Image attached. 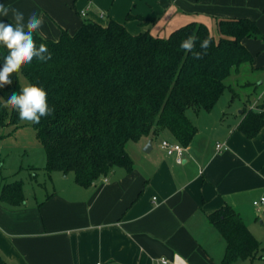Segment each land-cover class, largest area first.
<instances>
[{"label":"crops","instance_id":"obj_1","mask_svg":"<svg viewBox=\"0 0 264 264\" xmlns=\"http://www.w3.org/2000/svg\"><path fill=\"white\" fill-rule=\"evenodd\" d=\"M211 1L213 7L200 0H0V4L23 12L25 21L33 12L42 14L44 25L38 33L51 39H58L63 29L75 32L85 20L108 24L111 19L134 34L148 30L165 37L193 21L218 32L221 18L249 17L264 35V0ZM128 14L143 19H128ZM7 21L14 22L11 14L0 16V22ZM243 42L254 56L250 66L257 78L248 85L259 91L236 113L231 111V117L228 109L215 106L194 110L195 118H190L198 131L185 146L181 163L161 146L164 138L175 140L165 133L153 138L150 152L144 151L150 137L128 142L134 160L130 171L115 168L90 186L59 182L45 196L29 197L24 189L26 201L20 205L0 197V254L8 264H162V258L170 264H222L226 244L208 218L211 212L230 204L250 229L259 218L264 224V204L254 205L264 197V127L252 138L239 129L244 110L264 105V38ZM218 142L229 148L218 150ZM2 156L0 147V193L6 183L15 181L10 176L23 169L20 163L4 171ZM33 168L37 166H27L30 174Z\"/></svg>","mask_w":264,"mask_h":264},{"label":"trees","instance_id":"obj_2","mask_svg":"<svg viewBox=\"0 0 264 264\" xmlns=\"http://www.w3.org/2000/svg\"><path fill=\"white\" fill-rule=\"evenodd\" d=\"M143 19L128 14L127 18ZM8 23H14L7 21ZM218 36L203 22L183 25L168 36L150 31L132 33L125 24L85 20L75 31L63 29L58 39L34 34L36 44L47 45L52 58L33 60L12 75V84L0 88V127L23 126L18 113L4 107L12 92L24 87L20 74L48 93L55 111L33 124L46 152L49 175L73 172L80 186H90L115 168L128 171L134 160L127 150L130 141L169 134L184 146L198 131L188 110H211L227 88L232 70L253 60L245 38H264L257 22L249 17L221 18ZM195 36L192 51L181 41ZM211 41L203 50L200 42ZM202 53L197 59L195 54ZM7 50L0 46V67ZM233 97L237 95L232 89ZM264 107V105L260 106ZM239 129L249 138L264 127V112L244 110ZM3 201L20 205L26 201L22 180L6 183ZM208 218L225 240L222 264L264 259V239L251 231L230 204L211 212ZM0 264L8 261L0 254Z\"/></svg>","mask_w":264,"mask_h":264},{"label":"rangeland","instance_id":"obj_3","mask_svg":"<svg viewBox=\"0 0 264 264\" xmlns=\"http://www.w3.org/2000/svg\"><path fill=\"white\" fill-rule=\"evenodd\" d=\"M200 3L209 7H213V4H215L211 0H200ZM226 3L230 4L231 1L228 0ZM212 33L214 35L219 34L216 28H214ZM20 79L23 86L29 84L28 79L23 74H20ZM256 79V74L251 71L250 62L242 64L239 70L234 68L226 79L227 88L215 107L228 109V114L231 117V111L236 113L238 106L244 103L248 96H254L259 91L254 90L251 85H248L249 81H255ZM232 89L237 93L234 98ZM188 115L195 118L193 108L188 110ZM0 147L3 152L2 157L6 160L4 171L15 169L20 163H23V169L10 176V178L22 180L26 194L29 197L35 195L45 196L47 192L52 191L53 185L59 182H73L76 184L73 172L68 174L63 172L52 173V175L48 174L45 169L47 161L46 152L37 138L36 129L32 123L23 121V126L18 129H14L13 125L0 127ZM2 161L0 160V168ZM29 164L37 166V168H33L31 171L32 174L27 169ZM34 173H36V176H33ZM54 174L56 176L55 179H53ZM250 227L256 237L261 240L264 239V224L261 223L260 218L251 222ZM235 264H251V261L241 260ZM254 264H264V259L257 258Z\"/></svg>","mask_w":264,"mask_h":264},{"label":"clouds","instance_id":"obj_4","mask_svg":"<svg viewBox=\"0 0 264 264\" xmlns=\"http://www.w3.org/2000/svg\"><path fill=\"white\" fill-rule=\"evenodd\" d=\"M11 14L14 23L0 22V46L7 50L3 56V65L0 67V88L12 84V75L19 72L33 60L46 62L52 58L48 47L44 43L36 44L34 34L44 25L43 15L31 13L25 21L24 13L9 5L0 4V16L8 17ZM195 36H189L181 41L180 47L184 51H192L196 46ZM211 41L204 39L200 47L207 50ZM197 59L202 53L195 54ZM4 107L18 113L19 119L32 124H38L42 117H48L55 111L48 104V93L36 83H30L19 92H12L4 102Z\"/></svg>","mask_w":264,"mask_h":264},{"label":"built area","instance_id":"obj_5","mask_svg":"<svg viewBox=\"0 0 264 264\" xmlns=\"http://www.w3.org/2000/svg\"><path fill=\"white\" fill-rule=\"evenodd\" d=\"M82 14L85 15L86 14L85 11L82 12ZM252 109H257L264 112V107H260L257 105H253ZM161 146L168 155L174 156L177 162L181 163L183 161V156L186 147L183 144H181L179 141L164 138L161 141ZM216 147L218 150H227L229 148L228 144L225 142H218ZM262 204H264V197H261L260 199L254 201V205L256 206H260ZM161 261L162 264H170L167 258H162ZM97 264H102V262H97Z\"/></svg>","mask_w":264,"mask_h":264},{"label":"water","instance_id":"obj_6","mask_svg":"<svg viewBox=\"0 0 264 264\" xmlns=\"http://www.w3.org/2000/svg\"><path fill=\"white\" fill-rule=\"evenodd\" d=\"M152 147H153V139H149L148 143L144 147V151L150 152L152 150Z\"/></svg>","mask_w":264,"mask_h":264}]
</instances>
